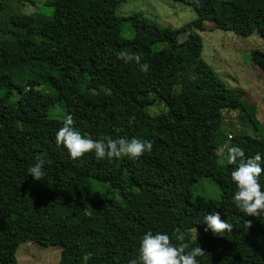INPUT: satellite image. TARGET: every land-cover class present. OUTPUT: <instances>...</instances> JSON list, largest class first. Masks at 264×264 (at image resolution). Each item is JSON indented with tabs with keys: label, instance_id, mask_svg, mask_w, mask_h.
<instances>
[{
	"label": "trees",
	"instance_id": "trees-1",
	"mask_svg": "<svg viewBox=\"0 0 264 264\" xmlns=\"http://www.w3.org/2000/svg\"><path fill=\"white\" fill-rule=\"evenodd\" d=\"M15 1L0 4V65L17 64L0 73V264L28 241L58 264H264V139L200 34L264 44V0H172L197 14L178 29L120 15L128 0ZM202 179L220 194L195 193Z\"/></svg>",
	"mask_w": 264,
	"mask_h": 264
},
{
	"label": "rangeland",
	"instance_id": "rangeland-1",
	"mask_svg": "<svg viewBox=\"0 0 264 264\" xmlns=\"http://www.w3.org/2000/svg\"><path fill=\"white\" fill-rule=\"evenodd\" d=\"M32 5L27 0H18L11 6L21 13L32 14L43 0H34ZM140 12L163 28L178 29L197 19L195 10L186 4L172 0H128L119 10L120 15L128 16ZM203 40V59L218 73L224 83L235 93H240V103L252 117L251 125L245 127L250 135L264 139V73L253 61L255 50L264 53V44L259 37H238L229 31L216 30L212 23L205 24V31L200 32ZM132 30L124 28V37L131 38ZM187 34H182L179 41L183 42ZM161 46L155 47L160 49ZM17 64L2 63L0 73ZM18 97L12 100L15 104ZM164 109L163 104H156L151 114L158 115ZM236 113H225L222 132L239 129ZM238 130L237 132H239ZM233 135V134H232ZM195 193L207 197H217L220 188L210 179H202L195 185ZM258 246L264 252V236L258 237ZM61 248L40 246L28 241L20 245L16 252L18 264H58Z\"/></svg>",
	"mask_w": 264,
	"mask_h": 264
},
{
	"label": "water",
	"instance_id": "water-1",
	"mask_svg": "<svg viewBox=\"0 0 264 264\" xmlns=\"http://www.w3.org/2000/svg\"><path fill=\"white\" fill-rule=\"evenodd\" d=\"M3 0H0V4L2 3Z\"/></svg>",
	"mask_w": 264,
	"mask_h": 264
}]
</instances>
